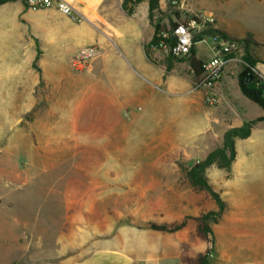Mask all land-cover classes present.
I'll use <instances>...</instances> for the list:
<instances>
[{
    "label": "rangeland",
    "instance_id": "1",
    "mask_svg": "<svg viewBox=\"0 0 264 264\" xmlns=\"http://www.w3.org/2000/svg\"><path fill=\"white\" fill-rule=\"evenodd\" d=\"M150 19L155 28L194 21L197 35L205 34L197 44L204 59L214 56L213 37L231 42L216 105L207 103L192 77L202 107L184 115L177 109L180 116L159 113L157 121L150 116L133 122L127 113L118 118L104 112V99L91 88L87 73L95 58L80 65L74 53L62 66H46L38 39L33 37L30 50L19 47L25 41L17 38L14 50L2 32L11 25L0 22L1 234L8 239L47 229L53 236L120 246L143 232L146 245L179 256L180 264L207 254L209 264L252 263L264 257V121L236 141L230 170L213 166L206 172L225 203L221 216L209 193L195 189L182 169L222 147L231 128L264 116L241 91L247 64L239 42L252 33L261 45L254 54L264 66V0H159ZM97 48L98 57L103 49ZM174 64L191 73L189 60ZM186 133L191 135L180 136ZM152 225L184 227L170 233ZM203 225L210 227L208 236L199 233ZM13 258L0 254V263Z\"/></svg>",
    "mask_w": 264,
    "mask_h": 264
},
{
    "label": "crops",
    "instance_id": "2",
    "mask_svg": "<svg viewBox=\"0 0 264 264\" xmlns=\"http://www.w3.org/2000/svg\"><path fill=\"white\" fill-rule=\"evenodd\" d=\"M69 1L81 17L80 21L73 22L56 8L35 13L21 0L0 6V22L4 24L8 22L11 25H6L2 31L13 41L9 46H13L15 50L16 40L20 38L25 42L20 43L19 47H28L31 50L35 37L40 42L41 50L54 60L50 63L46 57L44 60L46 66H62L67 57L77 54L81 49L99 46L103 49V53L89 64L87 76L92 82L91 88L94 89L97 97L104 99V112L115 114L118 118L122 113H127L134 117L133 122L137 119H149L150 116L153 121H157L159 119L156 116L159 113L180 116L188 113L187 109H192L194 105L202 107L204 97L202 93L193 91L192 77H195L191 68L189 73L185 68L177 69L173 64L168 70L167 59L147 53L146 47L152 43L156 35V28L150 19L149 0L142 1L133 11L126 10L122 0ZM175 23L177 21H173L172 25ZM166 27H163V30L167 29ZM196 55L203 61L209 59L197 54V45ZM0 56H3L1 52ZM255 70L264 76L262 63L258 64ZM223 79L224 76L217 86V93ZM112 96H115L116 100ZM172 96L174 98H171ZM177 109L180 115L177 114ZM190 135L186 133L180 136ZM16 222L14 226H17ZM1 233L0 231L2 243L0 254L3 257L12 255L14 258L11 262L0 264H180L182 262L177 255H162L160 246L146 245V235L143 232L133 233L131 240L120 246L98 243L96 239L91 241L90 238L75 240L78 237L76 235L53 236L47 233V229L41 233L29 235L24 233L8 239ZM56 237L58 243H55ZM19 254L21 256L17 258ZM253 261L249 264H264V257ZM242 262L233 259V262L228 264H246Z\"/></svg>",
    "mask_w": 264,
    "mask_h": 264
},
{
    "label": "trees",
    "instance_id": "3",
    "mask_svg": "<svg viewBox=\"0 0 264 264\" xmlns=\"http://www.w3.org/2000/svg\"><path fill=\"white\" fill-rule=\"evenodd\" d=\"M10 0H0V5L9 2ZM129 0L125 1L124 8L128 11H133V7H129ZM159 0L150 1V15L154 16L155 11L158 9ZM163 30L162 26L156 27V35L154 41L157 39V35ZM205 34L197 36L198 39H205ZM245 51V62L247 64L245 71L240 77V88L243 95L250 100L252 103L258 105L264 111V78L258 74L252 72L258 64L261 63L258 57L255 56L254 52L256 48L261 45L256 41L255 36L252 33L247 34L242 40L239 41ZM147 53L149 54V45L146 47ZM168 70L173 67L176 60L169 58ZM183 60H189L190 68L194 74L196 80L204 72L205 61L199 59L196 55V46L192 49L191 55ZM251 75L252 78L248 76ZM264 121V116L255 121L245 122L243 126L232 128L228 130L223 139V146L211 152L208 157L201 162L194 164L190 168H183L182 174L189 181V183L197 190L209 193L213 200L219 207L217 215L221 216L225 211V203L221 196L213 190L210 186L206 172L209 168L216 166L219 169L230 170L235 158H236V141L246 139L251 135L252 128L257 122ZM184 225L176 226L174 228H168L165 226L152 225V228L156 231L175 233L180 231ZM199 233L201 236H208L211 234L210 227L203 225L199 227ZM191 264H209V255H202L196 261H189Z\"/></svg>",
    "mask_w": 264,
    "mask_h": 264
},
{
    "label": "built area",
    "instance_id": "4",
    "mask_svg": "<svg viewBox=\"0 0 264 264\" xmlns=\"http://www.w3.org/2000/svg\"><path fill=\"white\" fill-rule=\"evenodd\" d=\"M129 1L136 3L138 0ZM24 4L34 12L56 8L62 15L74 21L81 20L69 0H24ZM196 27L194 21L175 23L157 35V39L149 45V52L152 55H159L163 59L183 60L188 58L198 42L204 40L197 38ZM213 40L217 45L214 49V56L205 61L204 72L196 82L197 89L206 92V101L211 106L218 103L217 86L223 78L227 56L232 48L230 41L219 37H213ZM98 54V48L86 47L77 53L75 61L80 65L86 64L96 58Z\"/></svg>",
    "mask_w": 264,
    "mask_h": 264
},
{
    "label": "water",
    "instance_id": "5",
    "mask_svg": "<svg viewBox=\"0 0 264 264\" xmlns=\"http://www.w3.org/2000/svg\"><path fill=\"white\" fill-rule=\"evenodd\" d=\"M248 77H249V78H252V76H251V75H249Z\"/></svg>",
    "mask_w": 264,
    "mask_h": 264
},
{
    "label": "bare ground",
    "instance_id": "6",
    "mask_svg": "<svg viewBox=\"0 0 264 264\" xmlns=\"http://www.w3.org/2000/svg\"><path fill=\"white\" fill-rule=\"evenodd\" d=\"M11 114V113H10Z\"/></svg>",
    "mask_w": 264,
    "mask_h": 264
}]
</instances>
